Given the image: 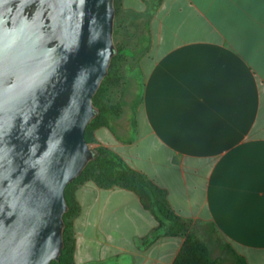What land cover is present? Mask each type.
Masks as SVG:
<instances>
[{
	"label": "crops",
	"instance_id": "1",
	"mask_svg": "<svg viewBox=\"0 0 264 264\" xmlns=\"http://www.w3.org/2000/svg\"><path fill=\"white\" fill-rule=\"evenodd\" d=\"M117 8L125 28L141 32L129 49L141 97L96 128L90 146L163 190L191 230L211 237V229L221 264H236L234 253L264 264V0H118ZM74 198L64 264H174L180 255L187 236H167L136 192L87 181Z\"/></svg>",
	"mask_w": 264,
	"mask_h": 264
},
{
	"label": "water",
	"instance_id": "2",
	"mask_svg": "<svg viewBox=\"0 0 264 264\" xmlns=\"http://www.w3.org/2000/svg\"><path fill=\"white\" fill-rule=\"evenodd\" d=\"M115 18L116 0H0V264L60 260Z\"/></svg>",
	"mask_w": 264,
	"mask_h": 264
},
{
	"label": "trees",
	"instance_id": "3",
	"mask_svg": "<svg viewBox=\"0 0 264 264\" xmlns=\"http://www.w3.org/2000/svg\"><path fill=\"white\" fill-rule=\"evenodd\" d=\"M117 3L118 0H116V16L118 15ZM130 54L131 55L128 56V53H125L124 49L118 47V53L113 58V61L120 55L128 57H133L135 55L133 51H130ZM108 76L105 79H107ZM95 97L94 104L99 109V114L86 128L85 137L89 145L92 142V134L96 128L105 125L111 127V121L121 116V109L119 106H99L95 102ZM89 130L91 132L90 136H88ZM94 149L97 152L96 159L90 162L84 172L66 188L65 197L69 206V211L64 216L66 222V228L64 231L65 248L62 252L60 260L53 261L51 264H64L65 257L71 250L69 220L72 216L78 213L79 209L74 198L75 189L73 190L71 199L67 196V190L91 168H95L93 177L79 183L77 186L82 185L87 181H93L103 188H112L116 186L134 191L141 197L143 203L156 214L159 223L165 227L167 236H187L183 249L174 264H221L218 260H213L209 256L207 247L195 238L192 232L187 231L189 222L183 220L171 211L166 199V194L163 190H161L144 175L133 170L118 154L113 151L104 147ZM67 217H69V220H67ZM230 250L232 249L230 248ZM234 254L236 256L237 264H246L243 258L239 257L236 253Z\"/></svg>",
	"mask_w": 264,
	"mask_h": 264
},
{
	"label": "rangeland",
	"instance_id": "4",
	"mask_svg": "<svg viewBox=\"0 0 264 264\" xmlns=\"http://www.w3.org/2000/svg\"><path fill=\"white\" fill-rule=\"evenodd\" d=\"M125 27L123 16L118 14L115 18L114 42L117 47L124 49L125 53H128L129 56L131 55L130 50H136V42H138L141 32L133 29L127 30ZM137 53H139V51H137ZM128 56L120 55L112 62L109 73L110 75L102 82L95 97V102L99 106H119L121 109V117L127 116L130 113L131 104L136 103L134 102L135 98L139 99L141 97L143 86V77L137 72L138 63L136 58ZM138 99L135 100L138 101ZM90 135L91 132L89 130L88 136ZM94 171L95 168H91L76 183L68 188V198L71 199L73 190L79 183L93 177ZM67 220H69V217H67ZM191 226L192 224L189 223L187 231L192 232L195 238L207 247L209 256L213 260H216L219 256V242L213 237L211 229H209L211 237H208L206 234H203V231H200L201 229L199 230L198 225H194L192 230ZM205 232H208V229H205ZM225 264L234 263L228 260Z\"/></svg>",
	"mask_w": 264,
	"mask_h": 264
}]
</instances>
